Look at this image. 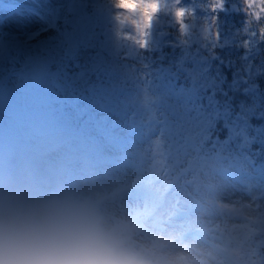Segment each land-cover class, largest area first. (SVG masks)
Returning a JSON list of instances; mask_svg holds the SVG:
<instances>
[{"label": "trees", "instance_id": "1", "mask_svg": "<svg viewBox=\"0 0 264 264\" xmlns=\"http://www.w3.org/2000/svg\"><path fill=\"white\" fill-rule=\"evenodd\" d=\"M15 1L0 0L3 5ZM94 1L112 9L109 0H88L87 5ZM205 2L182 0L194 10L183 36L171 16L161 13V22L149 34L157 37L143 48L121 37L115 45L109 27H100L92 39L79 21L71 20L75 8L64 4L53 6L45 23L25 37H1L0 50L11 48L21 77L14 85L5 74L0 78V156L16 145L23 148L29 119L36 145L62 140L75 148L77 158L88 155L91 160L119 154L133 171L99 195L103 206L108 199L129 205L116 222L132 237L139 235L134 240L173 248L191 227L183 217L196 206L205 207L188 186L199 185L207 163L230 169L234 159L247 154L264 174V36L253 33L250 45L222 44L223 33L245 13L226 2L213 26ZM185 43L191 49L187 53ZM152 97H166L160 104L163 122L140 124L146 119L140 109ZM129 126H134L131 134ZM156 128L158 138L152 133ZM190 151L194 153L185 161ZM185 168L190 177L176 188L178 180L169 181L167 173H185ZM234 209L228 213L241 220L214 224L208 240L215 253L213 259L204 255L213 264H264V207L257 213ZM176 219H182L180 226ZM171 226L175 231L166 234ZM194 228L201 232L205 227Z\"/></svg>", "mask_w": 264, "mask_h": 264}, {"label": "rangeland", "instance_id": "2", "mask_svg": "<svg viewBox=\"0 0 264 264\" xmlns=\"http://www.w3.org/2000/svg\"><path fill=\"white\" fill-rule=\"evenodd\" d=\"M87 2L88 0H22L21 6L16 3L2 5L7 10L4 8L0 9V39L3 36V38L9 40L13 35L25 37L27 33L33 32V29L45 23L46 13L53 6L64 4V6L75 8L74 13L75 11L76 13L75 16L71 17V20L73 22L79 21L81 29L91 32L89 34L92 39L97 37L98 30H101L100 27L103 29L104 27H109V39L117 45L121 38L117 34L113 11L111 9L108 10V8L107 12L104 7L97 6V1L89 5H87L89 3ZM226 2L230 5L232 4L236 9H243L244 7L242 0H226ZM206 4L207 2H205ZM92 7L93 12H89L88 10ZM169 7L171 6L169 5ZM240 12L245 13L242 10ZM245 14L240 22L236 23L228 33H223L220 39L223 44L230 42L239 43L241 41L245 45H250V43L253 44L254 42L253 33L260 35V28L264 26V18L259 22H254L250 16ZM161 18L162 14H160L154 25L158 27ZM98 20L100 23H97ZM155 31L158 32L157 29ZM152 37L148 36L147 41L152 40ZM182 42H184V39ZM188 45L184 44L185 53L191 50ZM10 53L11 48H2L0 50V64H2V66L0 65V73L1 71H6L9 73L10 79H13L15 76L11 75V68H13L16 60L12 59ZM200 60L204 62L207 58L202 57ZM6 76L8 77V74ZM253 96L255 97V104L258 105L260 102L259 92L254 93ZM165 98L160 97L157 99L152 97L142 105L140 110H143V113L146 112V119L141 120L140 124L145 125L148 121L163 122L161 118L165 112L163 105L160 104L165 102ZM139 111L136 112L137 117L140 115ZM137 117L135 116L134 119H131L129 124L131 125ZM149 117L152 119L150 120ZM24 126L27 127L25 145L23 148H19V145H16L13 150H10L11 153L2 154L0 156V170L7 169L18 185L21 188L28 189L31 195H41L60 185H67L84 192L103 195L105 189L123 182L126 178L125 176L133 171L122 162V157L119 154L114 156L109 153L103 154V156L91 160L88 155H85V158L83 156L77 158L74 155L75 148L72 146L69 148L62 140L41 146L36 145L32 139L34 129H32L30 119L26 121ZM134 126H129V134L132 133ZM152 133L158 138L159 128L152 130ZM129 138L131 139V137ZM131 141L132 139L128 142L130 143ZM192 153L194 151L188 153L185 161L190 157L189 154L193 155ZM252 160L247 154L238 156L234 159L230 169L218 167L213 163L206 164L205 168L199 173V185L191 184L188 186L193 190L194 197L199 199L205 207L201 209V207L196 206L194 209H190L191 211H189L187 216L183 217L184 222H182L188 226L191 225V227L185 230L184 237L173 248L179 245H186L194 251L210 255L211 259H213L215 248H213L212 242L210 243L208 240L211 235L209 229L214 224H224L225 222L233 224L241 220L238 214H229L226 211L217 209L216 202L229 203L234 208H237V211L242 208L243 211L247 210L254 213L264 207V174L260 172L259 167ZM185 161L182 162V166H185ZM184 171L185 173H179L177 170L167 173L170 176L169 181L178 180L176 188L177 186L182 188L186 178L190 177L191 170L185 168ZM175 200L176 198L173 196L169 201L172 203ZM108 201L106 206L103 207L115 221L117 219L121 220V216L126 215L127 210L130 209L129 205L125 206L121 202H112L109 199ZM138 203L139 201L135 202V208H137ZM176 220L178 225L182 219ZM200 223L205 227L201 232L196 231L194 228V225H199ZM138 231L141 230L139 229ZM165 231L166 234H172L175 230L171 226ZM138 236L133 238L138 239ZM135 241L138 243L137 240ZM216 264L219 263L216 262Z\"/></svg>", "mask_w": 264, "mask_h": 264}, {"label": "clouds", "instance_id": "3", "mask_svg": "<svg viewBox=\"0 0 264 264\" xmlns=\"http://www.w3.org/2000/svg\"><path fill=\"white\" fill-rule=\"evenodd\" d=\"M117 34L130 45L145 47L161 13L170 15L186 34L194 10L182 0H109ZM226 0H207L214 26ZM252 20L264 18V0H242ZM169 5L171 6L169 8ZM205 25V32L208 31ZM264 36V26L260 28ZM213 35L218 33L213 30ZM232 213L234 206L216 202ZM0 264H213L186 245H141L103 207L102 198L60 185L41 195L21 188L7 169L0 170Z\"/></svg>", "mask_w": 264, "mask_h": 264}]
</instances>
